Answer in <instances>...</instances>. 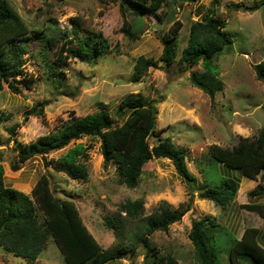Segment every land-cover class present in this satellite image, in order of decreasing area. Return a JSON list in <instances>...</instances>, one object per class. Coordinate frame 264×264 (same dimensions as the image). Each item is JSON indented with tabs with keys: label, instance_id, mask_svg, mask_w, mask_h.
<instances>
[{
	"label": "rangeland",
	"instance_id": "1",
	"mask_svg": "<svg viewBox=\"0 0 264 264\" xmlns=\"http://www.w3.org/2000/svg\"><path fill=\"white\" fill-rule=\"evenodd\" d=\"M8 1L30 30L22 55V72L16 76L21 80L20 91L15 93L8 82L0 89V166L4 168L7 185L31 193L39 178L47 174L56 187L57 197L75 201L85 224L104 250L116 251L120 243L137 249L135 257L127 252L106 264H147L146 247L136 234L145 232L147 220L160 210L163 202H169L173 209L185 210V214L167 232L158 230L147 238L162 253L175 255L181 264H196L189 233L192 221L205 214L215 216L222 228L237 237L247 226L261 228L260 239L264 244V218L241 206L264 202V191L256 196L248 194L258 184L264 186V171L257 180H251L210 154L213 144L231 148L240 136L254 139L264 128V84L256 78L254 69L256 63L264 60V0H169V4L159 9L163 20L145 13L139 30L125 28L124 21L131 23L135 14L128 10L123 15L121 0ZM211 8L216 16L227 20L224 29L232 39L216 61L225 88L215 99L190 80L191 71H203L202 63L183 70L179 62L188 44L191 24L201 21ZM177 20L183 27L177 38L176 60L168 65L162 60V36ZM74 24H78V34L76 37L71 32L69 44L75 48L78 36L95 34L101 40L102 54L92 61L68 55L66 63L59 65L60 46L66 40L59 31L72 29ZM52 33L59 37L53 46L48 42ZM141 56L153 58L156 63L136 79V65ZM54 68L61 72L60 76L51 73ZM127 96L158 100V131L149 141L153 145L158 137H170L176 145L183 146L196 182L181 177L170 159L153 158L146 163L138 187L129 188L121 183L115 163L105 166L100 137L91 136H82L62 149L51 151L46 160L35 156L19 169L12 168L18 162L20 144L36 141L74 117L105 108L117 124H122L127 107L121 104ZM16 123L20 127L15 139L9 129ZM78 144L87 147V156L79 158L86 175L72 179L54 165ZM46 161L51 162L47 165ZM221 175L237 177L240 184L236 197L226 207L200 195L208 178L216 180ZM137 199L144 200V208L138 215L121 211L123 203ZM189 202L192 205L186 211ZM108 218L115 221L116 227L106 224ZM39 260L42 264H66L52 238ZM222 260L223 264H229L227 254H222ZM19 263H23L20 258L0 247V264Z\"/></svg>",
	"mask_w": 264,
	"mask_h": 264
},
{
	"label": "trees",
	"instance_id": "2",
	"mask_svg": "<svg viewBox=\"0 0 264 264\" xmlns=\"http://www.w3.org/2000/svg\"><path fill=\"white\" fill-rule=\"evenodd\" d=\"M163 4H169V0H121L119 7L122 14H127L128 10L135 14L131 23L124 21L125 28L139 30L143 25L145 13L156 15L163 20L159 13ZM77 25L74 24L72 29L59 31L60 37L66 39L60 46L59 65L66 63L68 55L92 61L102 54L101 40L95 34H88L84 38L78 36L80 39L75 48L69 44L72 39L68 41L67 38L71 32L77 37ZM226 25L227 20L216 16L211 8L201 21L191 24L188 44L179 58V62L184 66L183 70L202 63L203 71H191L189 77L191 82L211 99H215L217 93L225 88L216 61L232 42L224 29ZM182 27L183 23L177 20L162 36V60L168 65L176 60L177 38ZM29 30L24 19L9 1L0 0V89L4 82H8L15 93L20 91L18 83L21 80L16 76L22 72V55L26 51L25 40L29 36ZM57 40L59 37L55 33L48 37L51 46L56 45ZM155 63L153 58L141 56L137 61L135 78ZM254 69L256 78L264 84V60L256 63ZM51 73L59 76L61 74L55 68ZM157 103L158 100L127 96L121 104V107H127V117L120 125L105 108L74 117L67 123L63 122L54 132L40 136L36 141L20 144L19 159L12 164V168L19 169L21 164L35 156L46 160V155L51 151L62 149L72 140L82 136H91L100 137L105 166L115 163L121 183L129 188L138 187L146 163L153 158L170 159L181 177L188 182H196L197 178L187 164L183 146L176 145L170 137H158L153 145L149 141L158 131ZM39 113L43 114V109ZM19 127L20 124L16 123L9 129L14 138L17 137ZM86 148L81 144L70 148L57 159L54 168L72 179L85 176L86 170L79 158L87 156ZM210 154L214 160L238 170L251 180H257L258 175L264 171V128L254 139L240 136L238 143L231 148L213 144L210 146ZM50 162L45 163L49 165ZM201 187L204 189V193L200 194L202 198L226 207L236 197L240 184L237 177L221 175L216 180L208 178L207 183ZM55 189L49 176L43 174L31 193H26L19 187L6 184L4 168L0 166V247L20 258L23 263L19 264H42L39 258L46 250L50 238L59 248L66 264H106L122 258L127 252L133 257L136 256L135 246L124 243H120L116 251L104 250L85 224L75 201L57 197ZM263 191L264 186L258 184L248 194L256 196ZM191 202L188 203L186 211L191 208ZM241 206L264 218V202ZM120 208L122 212L135 216L144 208V200H129ZM159 209L147 220L145 232L136 234L137 240H143L146 247L144 260L147 259V264H181L175 255L162 253L150 242L147 235L150 236L158 230L167 232L171 224L182 219L185 210L173 209L169 202H163ZM106 222L110 228L117 225L111 218ZM262 233L259 227L247 226L241 237H237L233 232L222 228L215 216L205 214L192 221L189 236L194 245L196 264H223L224 253L227 254L229 264H264V244L260 239Z\"/></svg>",
	"mask_w": 264,
	"mask_h": 264
},
{
	"label": "bare ground",
	"instance_id": "3",
	"mask_svg": "<svg viewBox=\"0 0 264 264\" xmlns=\"http://www.w3.org/2000/svg\"><path fill=\"white\" fill-rule=\"evenodd\" d=\"M68 21V20H67Z\"/></svg>",
	"mask_w": 264,
	"mask_h": 264
}]
</instances>
